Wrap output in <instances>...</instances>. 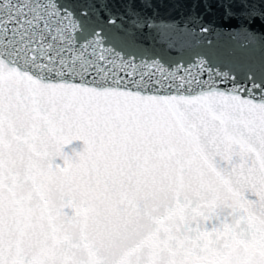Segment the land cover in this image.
<instances>
[{
	"label": "snow or ice",
	"instance_id": "snow-or-ice-1",
	"mask_svg": "<svg viewBox=\"0 0 264 264\" xmlns=\"http://www.w3.org/2000/svg\"><path fill=\"white\" fill-rule=\"evenodd\" d=\"M0 264H264V0H0Z\"/></svg>",
	"mask_w": 264,
	"mask_h": 264
},
{
	"label": "water",
	"instance_id": "water-1",
	"mask_svg": "<svg viewBox=\"0 0 264 264\" xmlns=\"http://www.w3.org/2000/svg\"><path fill=\"white\" fill-rule=\"evenodd\" d=\"M165 13V19H164V23H172L173 21L170 20L168 17L171 16H175L176 17V23L179 25V21L181 20L183 13H184V9L182 8H177L175 10H171V9H163L162 10ZM182 26V25H181ZM200 49L195 48V47H189V46H178L175 48H164V54L173 58V59H178L180 57H191L194 56L196 51H199ZM247 57L259 62V59L261 57V52L259 51V49L257 48L256 50L249 52L247 54ZM74 146L77 148V150H82L83 148V143L81 141H76L74 142Z\"/></svg>",
	"mask_w": 264,
	"mask_h": 264
}]
</instances>
